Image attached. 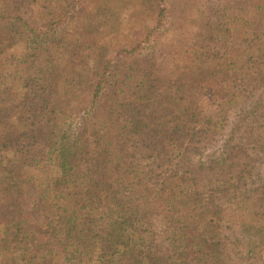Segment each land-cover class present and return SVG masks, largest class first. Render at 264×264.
I'll use <instances>...</instances> for the list:
<instances>
[{
    "label": "trees",
    "instance_id": "1",
    "mask_svg": "<svg viewBox=\"0 0 264 264\" xmlns=\"http://www.w3.org/2000/svg\"><path fill=\"white\" fill-rule=\"evenodd\" d=\"M176 2L0 0V264H264V0ZM115 8L143 62L91 91Z\"/></svg>",
    "mask_w": 264,
    "mask_h": 264
},
{
    "label": "rangeland",
    "instance_id": "2",
    "mask_svg": "<svg viewBox=\"0 0 264 264\" xmlns=\"http://www.w3.org/2000/svg\"><path fill=\"white\" fill-rule=\"evenodd\" d=\"M187 1L188 0H177L176 7L173 10V19H169L167 23H174L175 21L179 20L180 17H192ZM96 7L97 5L87 4L80 9L79 14L80 16H84L86 14H91L92 16H94L96 13H99V15L107 13L110 18L114 14H112V10L110 7H104L95 12ZM139 11H141L139 8H137L136 10H133L131 8L127 10H119L115 8V15H117L119 19L125 20V25L122 30L121 39L119 41H117L118 35L111 37V39L114 40V43L112 44L109 41H103L105 36H100V34L97 32V34L94 35L93 41L91 43H83L84 50L90 53L87 64H90L89 69L92 72L90 85L91 91L94 89L99 71L101 70V63L103 60H105V58H110L112 60V71L118 76V79L124 78L128 71L129 73L136 72L141 66L143 60L141 59V56L139 54L131 55L127 52L119 51V49L122 48L134 47L136 43L144 39V37L151 30L152 24L147 26L145 21L142 19L143 12L141 13ZM209 11L213 12V9L209 7ZM133 18L136 19V21L132 20ZM189 23L190 21H188L186 24ZM115 41L117 43L116 45ZM39 174L41 180L48 183V176L50 175V171H43ZM262 197L264 199V195H262ZM255 201V210L263 212L264 200H262L258 195ZM181 214L183 213H179V215L182 217ZM179 215H177V217H179ZM245 236L248 238L259 240L261 244L264 245V226L253 224L247 225L245 229Z\"/></svg>",
    "mask_w": 264,
    "mask_h": 264
}]
</instances>
